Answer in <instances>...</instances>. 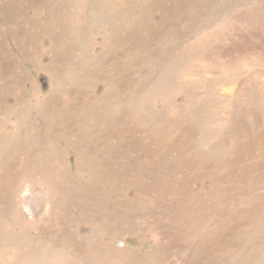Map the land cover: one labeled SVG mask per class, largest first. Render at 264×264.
Listing matches in <instances>:
<instances>
[{
	"label": "rangeland",
	"instance_id": "rangeland-1",
	"mask_svg": "<svg viewBox=\"0 0 264 264\" xmlns=\"http://www.w3.org/2000/svg\"><path fill=\"white\" fill-rule=\"evenodd\" d=\"M0 264H264V0H0Z\"/></svg>",
	"mask_w": 264,
	"mask_h": 264
}]
</instances>
